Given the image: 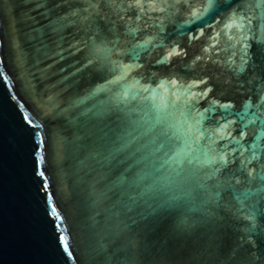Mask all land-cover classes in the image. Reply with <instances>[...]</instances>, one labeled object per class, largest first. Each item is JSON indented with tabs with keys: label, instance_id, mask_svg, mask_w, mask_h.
<instances>
[{
	"label": "water",
	"instance_id": "95a60500",
	"mask_svg": "<svg viewBox=\"0 0 264 264\" xmlns=\"http://www.w3.org/2000/svg\"><path fill=\"white\" fill-rule=\"evenodd\" d=\"M0 264H264V0H0Z\"/></svg>",
	"mask_w": 264,
	"mask_h": 264
},
{
	"label": "snow or ice",
	"instance_id": "6c2138e0",
	"mask_svg": "<svg viewBox=\"0 0 264 264\" xmlns=\"http://www.w3.org/2000/svg\"><path fill=\"white\" fill-rule=\"evenodd\" d=\"M241 116H243V114H241ZM40 175H43V173L41 172ZM60 239H61V241H64V236L62 235V236L60 237Z\"/></svg>",
	"mask_w": 264,
	"mask_h": 264
}]
</instances>
